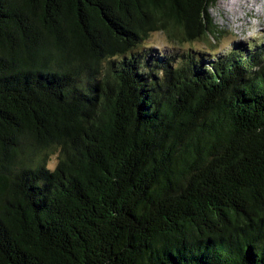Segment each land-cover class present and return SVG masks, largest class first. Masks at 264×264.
I'll return each instance as SVG.
<instances>
[{"label": "trees", "instance_id": "16d2710c", "mask_svg": "<svg viewBox=\"0 0 264 264\" xmlns=\"http://www.w3.org/2000/svg\"><path fill=\"white\" fill-rule=\"evenodd\" d=\"M214 5L0 0V264H264V37Z\"/></svg>", "mask_w": 264, "mask_h": 264}, {"label": "rangeland", "instance_id": "374dc122", "mask_svg": "<svg viewBox=\"0 0 264 264\" xmlns=\"http://www.w3.org/2000/svg\"><path fill=\"white\" fill-rule=\"evenodd\" d=\"M243 3L244 0H237V4L234 0H215L214 7L208 11L218 32V36L210 35L211 44L217 51L223 52L234 43H251L252 40L258 43L264 37V7H260L262 3L264 5V0H259L255 4V8L261 11L260 15L243 11ZM229 4L234 6L230 7ZM251 4L254 2L252 1ZM235 16H239L241 21H237ZM165 40V36L161 33H153L146 43L153 44L155 50L172 51L176 45H168ZM180 48L204 50L209 46L203 41L196 40L192 44L179 46ZM55 165L56 157H52L50 166L53 168Z\"/></svg>", "mask_w": 264, "mask_h": 264}, {"label": "bare ground", "instance_id": "6f19581e", "mask_svg": "<svg viewBox=\"0 0 264 264\" xmlns=\"http://www.w3.org/2000/svg\"><path fill=\"white\" fill-rule=\"evenodd\" d=\"M252 1L254 2V4H251ZM257 1H259V0H244V3H243L244 7H242L244 10L243 9L242 10L245 12H251V13H255L256 15H260L261 11L259 9L255 8V4L257 3ZM234 2H235V4H237V0H234ZM229 6L232 7V6H234V4L233 5L229 4ZM260 7H264L263 3L260 5ZM235 19L237 21H241V18L239 16H235Z\"/></svg>", "mask_w": 264, "mask_h": 264}]
</instances>
